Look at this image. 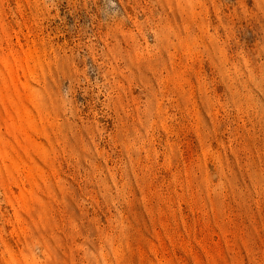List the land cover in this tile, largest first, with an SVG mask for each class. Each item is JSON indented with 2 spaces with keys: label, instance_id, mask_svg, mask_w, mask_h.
Segmentation results:
<instances>
[{
  "label": "rangeland",
  "instance_id": "rangeland-1",
  "mask_svg": "<svg viewBox=\"0 0 264 264\" xmlns=\"http://www.w3.org/2000/svg\"><path fill=\"white\" fill-rule=\"evenodd\" d=\"M0 264H264V0H0Z\"/></svg>",
  "mask_w": 264,
  "mask_h": 264
}]
</instances>
